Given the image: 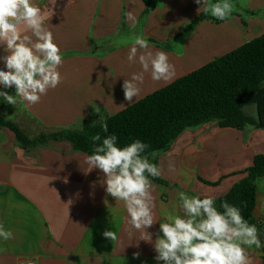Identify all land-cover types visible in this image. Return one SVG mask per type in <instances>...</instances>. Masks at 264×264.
<instances>
[{"label":"crops","instance_id":"crops-1","mask_svg":"<svg viewBox=\"0 0 264 264\" xmlns=\"http://www.w3.org/2000/svg\"><path fill=\"white\" fill-rule=\"evenodd\" d=\"M32 2L44 11L45 26L52 32L63 62L58 68L61 83L38 103L14 106L0 97V116L31 139L41 133L82 130L99 123L101 116L116 114L264 34V0H245L244 7L237 6L227 21L202 20L189 30L186 25L204 11L202 2L159 0L147 13L141 0ZM127 12L138 21L135 34L148 39V50L167 53L175 69L167 81L153 80L151 70L144 72L143 83L138 84L140 93L131 104L124 98L122 85L143 71L138 60L143 50L138 51L136 61H128L133 31ZM6 54L0 45V57ZM0 69L6 70L2 60ZM0 91L15 95L14 87L0 85ZM255 113L254 107L248 115L254 117ZM155 153L148 158L160 169L163 183L152 181L157 222L147 231L153 243L157 235L162 236L160 222H167L169 214L184 215L178 192L217 198L244 177L238 172L251 165L254 155L264 154V129L218 128L208 122L185 129L165 151ZM86 157L67 141L50 140L22 148L10 130L0 128V224L13 232V239L0 238V264L23 260L34 264H163L154 259L153 243L141 240L142 230L132 229L129 236L124 202L106 193L103 173L89 171ZM252 222L264 245V176L256 180ZM105 230L114 231L116 241L103 237ZM245 247L251 264H264V246ZM136 252L138 258L133 257Z\"/></svg>","mask_w":264,"mask_h":264},{"label":"clouds","instance_id":"clouds-1","mask_svg":"<svg viewBox=\"0 0 264 264\" xmlns=\"http://www.w3.org/2000/svg\"><path fill=\"white\" fill-rule=\"evenodd\" d=\"M50 2L54 5L56 0ZM195 2L198 5L202 2L204 13L221 21H227L237 11L231 0ZM125 16L131 21L129 28L133 31L128 61H136L138 51L143 50L138 57L143 71L134 73L122 85L124 98L131 104L140 93L138 84L143 83L144 72L151 70L153 80L167 81L174 76L175 69L169 63L167 53L149 51L148 39L135 34L138 21L132 12L125 13ZM45 19L42 8L32 0H0V45L7 53L0 57L6 69H0V85L5 89L15 88V95L0 91V97L10 105L16 106L18 102L36 104L50 88L61 83L58 68L63 58L52 32L45 26ZM28 32L31 35L26 34ZM95 111L99 112V108ZM100 121L103 132L107 133V121L102 116ZM91 140L94 145L92 154L85 161L89 171L99 169L103 173L106 193L116 201L124 202L131 226L129 236L132 229L142 230L141 240L153 243L152 234L147 229L157 222L152 195L156 186L149 177L157 178L161 173L157 165L144 155L149 145L137 139L119 147L118 137L114 134L102 138L97 133ZM151 155L155 157L156 153ZM177 197L184 215L169 214L167 222H160L162 236L157 235L153 243L156 261L163 264H251L245 246L258 249L264 246L258 228L249 224L238 207L224 201L221 205L223 212H220L214 196L201 198L181 191ZM102 235L112 242L117 239L114 231L105 230ZM0 238L5 241L13 239V232L0 224ZM139 255V252L133 253L134 258ZM28 264L34 262L29 260Z\"/></svg>","mask_w":264,"mask_h":264},{"label":"trees","instance_id":"trees-1","mask_svg":"<svg viewBox=\"0 0 264 264\" xmlns=\"http://www.w3.org/2000/svg\"><path fill=\"white\" fill-rule=\"evenodd\" d=\"M144 12L153 10L159 0H141ZM223 22L200 12L185 30L199 21ZM255 105V116L244 108ZM104 120L108 132H103L101 122L82 130H63L39 134L28 138L12 121L0 116V128L10 130L22 148L43 145L50 140L67 141L74 151L92 154L91 137L99 133L118 137L117 146L124 147L135 140L149 145L144 155L165 151L185 129L214 122L218 128L241 130L246 126L264 129V34L237 48L215 57L200 68L177 78L133 104ZM100 143V142H97ZM244 177L229 191L215 198V206L223 212L224 201L240 209L242 216L252 222L256 198V180L264 176V154H256L250 166L238 172ZM150 180L163 183L157 177Z\"/></svg>","mask_w":264,"mask_h":264},{"label":"rangeland","instance_id":"rangeland-1","mask_svg":"<svg viewBox=\"0 0 264 264\" xmlns=\"http://www.w3.org/2000/svg\"><path fill=\"white\" fill-rule=\"evenodd\" d=\"M244 1H245V0H231V2L235 4L236 9H237V6H239L240 8H243V7H244ZM242 5H243V7H241ZM234 12H235V11H234ZM244 110H245V113H246V114H249L250 112H251V113L253 112L254 107H253V105H249V106H246V107L244 108Z\"/></svg>","mask_w":264,"mask_h":264},{"label":"built area","instance_id":"built-area-1","mask_svg":"<svg viewBox=\"0 0 264 264\" xmlns=\"http://www.w3.org/2000/svg\"><path fill=\"white\" fill-rule=\"evenodd\" d=\"M28 261L29 260H23V261H20L19 264H28ZM34 262V261H33Z\"/></svg>","mask_w":264,"mask_h":264}]
</instances>
